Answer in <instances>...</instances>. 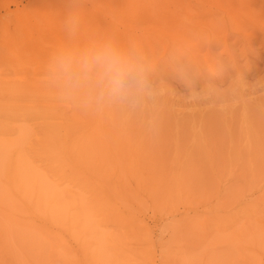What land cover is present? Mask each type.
<instances>
[{
	"label": "rangeland",
	"instance_id": "374dc122",
	"mask_svg": "<svg viewBox=\"0 0 264 264\" xmlns=\"http://www.w3.org/2000/svg\"><path fill=\"white\" fill-rule=\"evenodd\" d=\"M70 4L0 0V93L15 86L24 97L44 98L61 49L114 37L148 57L162 102L159 131L153 135L149 124L158 113L151 106L101 112V120L112 118L103 120L108 143L99 153L132 196L111 192L116 176L105 192L127 201L153 252L143 259L133 246L122 254L105 247L103 264H230L235 231L260 227L256 236H264V0H78L79 20L66 26ZM176 63L188 66L190 78L175 73ZM119 150L136 161L112 160ZM44 223L0 205V264H93L73 241L70 260L58 258L62 248L50 250Z\"/></svg>",
	"mask_w": 264,
	"mask_h": 264
},
{
	"label": "bare ground",
	"instance_id": "6f19581e",
	"mask_svg": "<svg viewBox=\"0 0 264 264\" xmlns=\"http://www.w3.org/2000/svg\"><path fill=\"white\" fill-rule=\"evenodd\" d=\"M0 94L6 95L0 97V205L3 209L27 213L32 223L43 220L41 231L43 228L53 240L49 243L50 250L62 248L56 251L58 258L70 260L69 242L73 241L80 256L93 264H103L101 253L105 247L122 254L124 245L133 246L136 254L146 259L152 248L150 234L136 222L127 201L114 202L104 190L110 176H116L107 187L113 194L118 191L120 195L123 191L132 196L124 189V177L111 170L100 154V148L107 142L102 138L103 132L107 133L103 120L109 121L112 117L101 120V112L84 110L72 101L59 102L53 86L46 90L44 98L24 97L15 86H5ZM106 111L102 112L103 116H108ZM113 130L108 131L113 133ZM119 152H114L112 160L136 161L134 152L127 156ZM133 165L127 164L128 168ZM137 183L140 185L139 180ZM252 208L259 210L254 205ZM108 224L115 225V229L110 231ZM245 225L248 224L242 226ZM248 226L251 230L255 224ZM259 228L252 230L262 232ZM252 230L247 232L246 228V232L238 230L233 234L236 253L230 255V264H249L264 258V240L260 241L264 236L261 239Z\"/></svg>",
	"mask_w": 264,
	"mask_h": 264
},
{
	"label": "clouds",
	"instance_id": "9594fccd",
	"mask_svg": "<svg viewBox=\"0 0 264 264\" xmlns=\"http://www.w3.org/2000/svg\"><path fill=\"white\" fill-rule=\"evenodd\" d=\"M78 0H71L65 24L78 22L74 12ZM51 85L61 103L72 101L93 113L118 109L126 114L158 109L149 120L159 131L162 102L157 83L152 79V65L143 49L135 42L123 44L114 37L77 49H61L53 57ZM175 73L189 77L186 64L176 63Z\"/></svg>",
	"mask_w": 264,
	"mask_h": 264
}]
</instances>
